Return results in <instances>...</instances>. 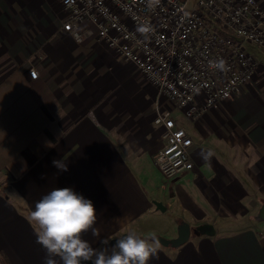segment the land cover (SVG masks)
Segmentation results:
<instances>
[{
  "label": "crops",
  "instance_id": "obj_1",
  "mask_svg": "<svg viewBox=\"0 0 264 264\" xmlns=\"http://www.w3.org/2000/svg\"><path fill=\"white\" fill-rule=\"evenodd\" d=\"M63 22L56 0H0V264H44L30 213L54 188L94 203V248L186 224L188 241L148 264H264V52L248 47L257 71L220 107L193 124L173 114L194 167L168 181L153 162L166 101L89 23L77 43Z\"/></svg>",
  "mask_w": 264,
  "mask_h": 264
},
{
  "label": "built area",
  "instance_id": "obj_2",
  "mask_svg": "<svg viewBox=\"0 0 264 264\" xmlns=\"http://www.w3.org/2000/svg\"><path fill=\"white\" fill-rule=\"evenodd\" d=\"M65 16L63 32L82 42L79 25L89 23L118 58L156 89L167 108L153 120L163 129L153 162L168 181L193 170L192 140L181 121L196 123L208 111L250 84L257 63L248 47L264 52V9L257 0H56ZM149 25L145 38L136 29ZM224 60L226 70L210 62ZM29 78L37 79L36 71Z\"/></svg>",
  "mask_w": 264,
  "mask_h": 264
},
{
  "label": "clouds",
  "instance_id": "obj_3",
  "mask_svg": "<svg viewBox=\"0 0 264 264\" xmlns=\"http://www.w3.org/2000/svg\"><path fill=\"white\" fill-rule=\"evenodd\" d=\"M157 3L159 0H150V5ZM136 31L147 38L152 28L145 24ZM210 63L213 68L226 70L222 59ZM52 164L60 171L68 170L63 161L54 159ZM30 220L37 225L36 242L46 252L44 264H58L56 258L60 264H148L161 247L155 235L140 238L130 233L116 240L111 249L94 248L83 234L97 232L96 208L72 188H54L43 196L30 213Z\"/></svg>",
  "mask_w": 264,
  "mask_h": 264
},
{
  "label": "water",
  "instance_id": "obj_4",
  "mask_svg": "<svg viewBox=\"0 0 264 264\" xmlns=\"http://www.w3.org/2000/svg\"><path fill=\"white\" fill-rule=\"evenodd\" d=\"M155 206L161 212H163L165 210L159 204H155ZM189 237H190V229H189L188 225L181 224L179 226V231H178L177 237L175 239L165 240V239L160 238V237H158V239H159L162 247L178 248L181 245H183L184 243H186L188 241Z\"/></svg>",
  "mask_w": 264,
  "mask_h": 264
},
{
  "label": "rangeland",
  "instance_id": "obj_5",
  "mask_svg": "<svg viewBox=\"0 0 264 264\" xmlns=\"http://www.w3.org/2000/svg\"><path fill=\"white\" fill-rule=\"evenodd\" d=\"M196 2H197V0H188V8H190V9L196 8ZM64 20H65V16H64ZM176 215H180V212L174 208L173 209V217H175ZM166 221L168 222V219ZM177 231H179V228L177 229Z\"/></svg>",
  "mask_w": 264,
  "mask_h": 264
}]
</instances>
